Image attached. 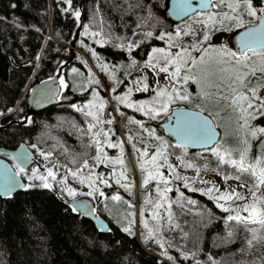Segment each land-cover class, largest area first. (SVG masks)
Listing matches in <instances>:
<instances>
[{"label": "trees", "instance_id": "16d2710c", "mask_svg": "<svg viewBox=\"0 0 264 264\" xmlns=\"http://www.w3.org/2000/svg\"><path fill=\"white\" fill-rule=\"evenodd\" d=\"M167 2L72 0L69 5L65 0H0V113H3L0 146L14 148L25 142L39 152L51 153L47 155L49 159L64 162L72 169L86 172L83 164L87 160L94 171L107 170L95 159L96 145L88 125L95 124L92 132H100L97 139L105 148L104 133L119 134L117 126L125 127L129 119L141 112L117 103L120 113L116 121L108 102L103 101L104 107L100 109L101 95L90 93L93 85L90 73L94 72L89 60L95 56L98 70L104 73L98 90L104 93L107 84L115 92L123 91L129 73L142 63L148 50L166 44L164 39H159L161 34L175 30L177 22L168 15ZM253 3L261 4L259 0ZM76 11L80 12L78 18ZM149 32L152 36L146 35ZM129 56L135 60L131 61ZM59 66L62 69L58 82L63 79L65 86L61 87L57 102L30 110L26 99L29 90L54 75ZM89 102L96 105L92 111L104 123L85 115L89 109L84 106ZM193 103L192 98L191 102L180 100L172 107L195 108L197 103ZM109 120L112 123H107ZM156 122L158 136L166 142L162 149L185 168L200 174L215 173L222 178L236 175L232 165L219 162L211 150L213 147H181L163 131L161 122ZM252 126L264 128V115L257 114ZM220 127L222 131L214 147L218 144L221 153L230 151L231 158L239 159L237 131L233 132L229 125ZM263 139L264 134L251 139L250 160L260 155ZM125 163L129 176L131 165L139 173L137 159L126 158ZM228 179L242 184V180ZM109 180L111 185L105 187V193L121 192L122 186ZM26 185L35 186L0 196V264H197L198 261L199 264H213V261L264 264V244L248 247L247 229L235 221H227L229 215L236 214L234 208L224 211L205 192L185 186L178 179L172 181L168 191H163V210L156 207L160 211L158 216L149 210L139 211L144 230L137 235L129 224L134 221L133 206L122 192L119 200L106 197L93 203L95 211L110 225L103 232L90 219L73 212L57 187L45 189L32 182ZM245 188L251 196L248 187ZM124 228L130 231L125 232ZM233 229L234 235L228 237ZM150 240L159 247L147 246Z\"/></svg>", "mask_w": 264, "mask_h": 264}, {"label": "rangeland", "instance_id": "374dc122", "mask_svg": "<svg viewBox=\"0 0 264 264\" xmlns=\"http://www.w3.org/2000/svg\"><path fill=\"white\" fill-rule=\"evenodd\" d=\"M216 4V0H213L212 7L209 10L206 11H197L188 17L180 20L177 22L175 26V30L171 32L173 36H175L176 30L182 29L184 31H188V35H183V32L181 36L178 38L176 43H178L180 46L189 47V51L191 52V55L195 57L197 60L200 59L201 55L205 56V63L203 65H199L197 68H194L192 75L198 82L194 83L192 80H189L187 83H185L182 78H178L177 80H172L169 76V73H164L159 71V67L164 66L163 61H160V64L156 68L148 67L146 66V63L149 60L150 55L152 54L153 48H164L166 50L168 49V38L167 36L164 37L165 45H155L152 46L149 50L146 56L142 59V63L138 65L135 69L132 70V72L128 75V83L125 85V89L121 92H115L110 87L105 85L104 93H102L100 90H98L97 85L102 84V80L104 79V73H101L98 70L97 63L94 62V59H97L95 56L92 59H88L90 62V65L93 66V72L90 73L92 88L90 90V93L94 94L99 97L98 95H101L102 101L108 102L110 105V108L112 110L113 118L118 121L119 118V108H117L116 104L121 103L115 99V97L120 96L123 97L128 93L129 89H132L131 95L128 98L129 102L133 104H138L142 101H151L152 98L155 96V93L160 88H167L169 91L171 88L175 87L179 89L181 92L187 90V92L191 95L193 104L197 103V100H200V102H206V104L210 105L213 104L218 109L214 108L211 113L208 111H204L213 120L214 125L219 129L220 134L222 131L221 125L230 126L231 129H233V132L236 130L237 134L240 137V146L239 150L244 147L242 144V141L246 138L248 139L249 143H251V139L255 138L250 135L246 134L245 129L241 128L240 125L244 122L241 120V112L238 110L237 106H234L231 103V96L232 93L228 89L227 84L229 82V77L231 76V73H220L218 71V68L220 67H228V65L220 64L218 65L216 61L219 59V53L215 51V49H220L222 47H226L232 51H235L239 53V50L236 49V46L234 44V35L236 32L250 24H253L257 18L260 15V12H257L256 17H251L247 15V13L244 11L243 8L239 9L240 16L243 20V26L237 28L235 26V22L225 21L223 25L221 24H215L209 26L207 29L202 23H199L198 21L202 20L207 14L209 13H217V12H229L230 15H235V13H231V10L227 8V5L223 6H213ZM254 7H257L258 9L261 7H264L263 4H254ZM218 9V10H217ZM207 31V34L209 35V40L204 41L202 44L199 42L203 40V36L205 35V32ZM170 33V32H166ZM198 45L200 48H206L209 49L207 53H201L199 51H196L192 49L191 45ZM180 49L178 47H172L170 51L174 54L175 52L179 51ZM92 55V52H88ZM87 53V54H88ZM83 56H87L84 53H82ZM250 60L248 61L249 65L255 64V66L259 67L261 60L264 59L260 56H252L251 53H249ZM129 59L135 60L134 56H129ZM153 63L155 64L156 61L154 60ZM232 64H235V61H232ZM169 72L174 70V67L172 65H168ZM95 70V71H94ZM205 72L207 73V76H205ZM94 74V75H93ZM186 74V69H182L181 71V77ZM95 76V77H94ZM224 78V82L221 83V78ZM102 78V80H101ZM61 80V78H60ZM250 82L248 84V88L256 87L257 85H264V74L257 72L255 76L249 78ZM96 81H99V83H96ZM60 83V82H59ZM146 83L148 85L147 91H137V88H142L143 84ZM208 84H220L219 88L216 87H207ZM200 90V93L198 92ZM241 91L247 92V89H240ZM207 92L208 96L204 97L201 95V93ZM258 96L264 97V87H261L260 90L257 93ZM101 97L99 100H101ZM104 97V98H103ZM199 97V99L197 98ZM224 97H228V99H225ZM180 100H175V102H179ZM104 102V103H105ZM173 103L169 105V110H171ZM258 103V101H257ZM125 104V103H123ZM126 105V104H125ZM246 106V105H245ZM199 106L195 104V108H198ZM135 109V108H132ZM251 112H253L254 115L259 114V112L256 109H250ZM264 111V110H261ZM141 112V111H140ZM166 112H160L156 119H151L149 115H145L144 112H141V114L138 117H133L132 119L128 120V123L125 127L117 126L119 130V134L114 135L111 132H107L108 136L104 139L113 144L120 145L119 147L110 148L107 146L104 148L103 145V152L107 155L109 160L116 161L119 159H123L124 165L121 166L119 163H109L108 161H105L103 164L105 168H108L107 170L102 168L100 171H94V168L91 169V166L87 167L85 171L83 170H77L72 169L69 167L68 164L64 162H60L57 160H51L48 158L47 155H41V152L37 151L33 147H31L35 152V158L32 164H30L27 168L23 169V172H20V169L18 166L14 164V162L7 157V159L11 162L12 166L14 167L15 171L20 173L22 176L24 183H39L42 182L39 179H33V169L37 170L38 175H47V169L51 168L53 172L55 173V179L53 180L51 177H49V183L52 186L57 187L60 192L64 195L67 199L72 198H88L92 200L93 203L104 201L106 197L112 198L115 195H119V193H123L124 196L130 199V204L133 206L134 209V221L132 223L130 222V226L134 227L135 234L137 235L141 230H144L142 227V223L140 222V216L139 211L141 210H149L151 211L154 216H158L160 211H156V205L159 203L160 210H163L161 207V204L163 205V196H161L160 193L157 192V188H160L161 192L164 191V189H168L171 186V183L173 180L178 179L182 183L187 184L188 186L199 189L203 192H205L207 195L212 197V194H209L207 192V189L209 188H215L219 189L218 192H215L214 195L219 196L222 192L231 191L232 189H235L236 191L243 194L244 199H233L231 201H219V203L224 204L225 208H234L240 209V213L244 216L247 215L246 212L242 210V206L246 203H249L252 200V197L247 193V190L245 187H241V183L231 180V179H225L220 176H218L215 173L211 174H200L198 171H192L187 168H185L182 164L179 163L177 159H173L172 156H168L166 151L162 149L161 140L164 141V138L161 136H158L159 132V125L157 124V120L161 122V119ZM130 117V116H128ZM133 121H139L140 123H135ZM144 121V122H143ZM163 121V120H162ZM141 124L143 127H141ZM249 127L250 128H259V127H253L252 126V119L249 118ZM149 132H154V135H150ZM260 135V133L257 134V136ZM256 136V137H257ZM129 137H131V140H129ZM156 137H159L160 139H157ZM264 141V139H263ZM217 143V142H216ZM215 143V144H216ZM135 145V148L133 147ZM215 146V145H214ZM212 146V147H214ZM145 148H147L148 156L144 157L145 160H150L151 156L156 154L157 149L160 148L162 152L167 156V164L172 166V169H174V172L172 169H170L167 165H164L163 159H160L157 161L158 164L164 165L160 167L159 171L163 173V176L168 180L167 184H164L161 180H149L148 183H144L145 177L147 175L146 169H151V165H146L145 168H140L139 173L137 174V170L135 166H130L129 171H131L130 176L129 173L127 174L126 171V163L125 160L135 158L137 159V162L140 160V151H143ZM139 149L140 151H137ZM258 156V155H256ZM255 156V157H256ZM252 160V159H251ZM248 160V163H253L254 160L251 161ZM139 164V163H138ZM140 166V165H138ZM78 176L73 177L71 175V172H77ZM124 172V176L126 179H122L120 177V173ZM136 174L138 176H136ZM27 176V177H26ZM91 176L92 181L94 182L95 191H93L92 188L88 186V180L87 178ZM30 177V178H29ZM130 177V178H128ZM179 177V178H177ZM106 180L107 183H103L102 179ZM109 178L114 182L117 183V179H120V185L122 186L120 191L112 192V193H105V187H108V185H111L109 183ZM187 178V180H185ZM30 179V180H29ZM81 179H84L85 182L81 183ZM64 180L66 185L73 188L76 191V195L69 196L67 192L64 190L65 183H61L60 181ZM124 185H127L125 187ZM92 191V195H87L88 192ZM100 192H103L104 195L101 196ZM132 196V198H131ZM218 203V202H217ZM162 212V211H161ZM151 238V237H150ZM147 246H153L154 248L159 247L154 241L150 240ZM163 254V251L162 253Z\"/></svg>", "mask_w": 264, "mask_h": 264}, {"label": "snow or ice", "instance_id": "6c2138e0", "mask_svg": "<svg viewBox=\"0 0 264 264\" xmlns=\"http://www.w3.org/2000/svg\"><path fill=\"white\" fill-rule=\"evenodd\" d=\"M66 3L71 5L72 0H65ZM201 7H208V4L211 3V0H200ZM227 5V8L231 10V13H235V15H230L229 12H217V13H209L202 20L198 21L202 23L207 29L211 25L221 24L223 25L225 21L235 22V26L237 28L243 26V20L240 16L239 9L243 8L247 15L251 17H256L257 12H260V24L255 28H251L249 31L243 33L240 37L241 47L239 53L232 51L226 47H222L220 49H215L219 53V59L216 61L218 65H228V67H220L218 71L220 73H231V76L228 78L229 82L227 84L228 89L231 91V103L234 106L238 107V110L241 112V120L244 122L240 125L241 128L245 129L246 134L252 137H256L258 133L264 134V128H250L249 127V118L255 119L256 115L250 111V109H256L260 115H264V97H260L257 95L258 91L264 85H257L256 87L248 88V84L250 82L249 78L256 75L257 72L264 74V59L261 60L259 67L253 65H249L248 61L250 60L249 53L252 56H260L264 58V7L257 8L253 5V0H216V4L213 6L219 7L223 5ZM132 7L131 5L129 6ZM184 7L190 8L191 5L188 3V0H184ZM183 10V7L182 9ZM76 17L80 16V12H75ZM188 35V31H184L182 29H177L175 36L171 33H162L159 39H164L167 36L169 44L168 49L164 48H153L152 54L149 57L146 66L156 68L159 66L160 61H163L164 66L159 67L160 72L169 73V76L172 80H177L178 78H182V80L187 83L189 80H192L194 83L198 82L190 73H192L194 68H197L199 65H203L205 63V56L201 55L200 59L197 60L195 57L191 55L189 51V47L180 46L176 41L181 36ZM147 36H152V33L149 32L146 34ZM209 40V35L207 31L203 36V40L199 43L202 44L204 41ZM178 47L180 50L175 52L174 54L170 51L172 47ZM192 49L199 51L201 53H207L209 49L200 48L198 45H191ZM156 61L154 64L153 61ZM232 61H235V64H232ZM135 63V61H133ZM168 65H172L174 70L169 72ZM106 67V66H105ZM182 69H186V74L181 77ZM75 72L76 69H73ZM205 76L207 73L205 72ZM224 82V78H221V83ZM99 83V81H96ZM61 87H64V80L60 81ZM207 87H216L219 88L220 84H208ZM240 89H247V92L241 91ZM148 85L146 83L143 84L142 88H137V91H147ZM115 91V89H113ZM132 89L128 90V93L123 96H117L115 99L121 103H125L127 107L135 108L137 111L144 112L145 115H149L151 119H156L160 112H168L169 105L173 103L175 100H182L191 102V95L187 92V90L181 92L179 89L173 87L169 91L167 88H160L156 91L155 96L151 101H142L138 104H133L129 102V97L131 95ZM95 95V94H94ZM202 96L207 97L208 93H201ZM228 99V97H224ZM258 101V103H257ZM246 105V106H245ZM76 107V106H74ZM89 109L85 115L91 116L96 120L97 123H104L101 121L96 112L92 111L96 105L92 102L84 106ZM104 102L99 101V108L103 109ZM82 111L83 109H77ZM9 112L12 109L8 110ZM3 115V113H0ZM135 123H140L139 121H133ZM28 123H31V120L28 119ZM107 123H112V121H107ZM95 127V124L88 125L89 133L93 134V142L96 145L97 156L95 159L98 163H104L108 161L109 163H119L121 166L124 165L123 159H119L116 161L109 160L106 154H103V148L101 147V141L97 139L100 136V132L93 133L92 130ZM141 127L143 125L141 124ZM150 135H154V132H149ZM179 138V144L181 147H186L189 143H202V144H211L215 142L216 133L213 125L207 120H201L198 113L195 112H186L181 116L177 117V125L173 132ZM104 136L107 138L108 133L105 132ZM160 139L159 137H156ZM131 140V137H129ZM107 146L110 148L119 147L118 144H113L107 139L105 140ZM244 147L239 150V159L231 158V152L221 153L219 150V145L213 147L212 152L217 155L219 162L221 164L228 163L235 168L236 175L234 177L225 176V179L235 178L237 180H242L241 187H248L251 192L252 200L249 203H246L242 206V210L247 213L246 216H242L240 214V209L234 210L236 212L235 215H229L227 217V221H235L237 225H243L245 229H247L249 233V238L247 240L248 247H252L255 244H264V141L260 143L261 153L260 155L253 157L254 162L248 163L249 153L251 152V144L248 139H244L242 141ZM161 145L166 146V142L161 140ZM35 147V146H33ZM135 148V145H133ZM137 151H140L137 149ZM41 155H51V153L45 154L41 152ZM148 156L147 148L143 151H140V160L138 161L141 168H145L146 165H151V169H146L147 175L145 177L144 183H148L149 180H161L164 184L168 183V180L163 176V173L159 171L160 167L167 165L170 169H172L171 165L167 164V156L164 152L161 151L160 148L157 149L156 154L151 156L150 160L143 159ZM228 157L225 160V157ZM27 154L24 155V159H27ZM163 159L164 165L158 164L157 161ZM75 162V161H73ZM187 167H192L193 165L187 164ZM19 167V166H18ZM83 167H89L88 161L85 160ZM174 172V169H172ZM20 172H23V169H20ZM19 174V173H17ZM71 175L75 178L78 176L77 172H71ZM49 177L53 180L56 178L55 173L51 168L47 169V175H38L37 170L33 169V179H39L42 183L39 185L45 189L52 188V185L49 183ZM120 177L122 179H126L124 176V172L120 173ZM179 178V177H177ZM102 179V178H101ZM88 186L95 191L94 182L92 181V177L89 176L87 178ZM187 180V178H185ZM61 183H65L64 180L60 181ZM81 183H84L85 180L81 179ZM103 183H107L106 180L102 179ZM117 183H120V179H117ZM35 185H26L24 187H34ZM127 187V185H124ZM187 186V184L185 185ZM12 185H6L5 191L7 194L11 193ZM64 190L67 192L69 196H75L76 191L67 186L65 183ZM169 189H164V191H168ZM219 189L209 188L207 192L212 194V198L215 199L217 203V207H220L224 211H229V209L224 207V204L219 203V201H231L233 199H244L242 193L232 189L231 191L222 192L219 196L214 195L215 192H218ZM157 192L163 196V192H161L160 188H157ZM92 191L88 192L87 195L91 196ZM100 195L103 196L104 193L100 192ZM113 200H119L120 197L115 195L112 197ZM179 203V201H177ZM189 203L194 204L195 201H189ZM83 206V205H81ZM159 203H157L156 207H159ZM71 210L73 212H77L78 209L76 207H72ZM169 219L171 220V213H169ZM125 232H129V228L123 229ZM234 229L228 232V237H232L234 235ZM211 259V257H209ZM199 264V261L197 262ZM213 264H216L213 261Z\"/></svg>", "mask_w": 264, "mask_h": 264}, {"label": "water", "instance_id": "95a60500", "mask_svg": "<svg viewBox=\"0 0 264 264\" xmlns=\"http://www.w3.org/2000/svg\"><path fill=\"white\" fill-rule=\"evenodd\" d=\"M261 4L264 5V0H259ZM213 0L208 4V7H201L200 0H188L191 7H184V0H168L167 2V13L172 20L178 22L189 15L197 12V11H206L209 10L212 6ZM183 7V10H181ZM260 17V15H259ZM257 18L254 24L245 26L239 29L235 34V42L237 48L240 50L241 41L240 37L243 33L249 31L251 28H255L260 24V19ZM62 66H59L57 72L49 78L43 79L37 82L32 88L29 90L27 94V104L30 110H39L51 106L57 102L59 92L61 90L60 83L58 79L61 75ZM186 112H195L199 114L201 120H207L210 122L215 130L216 137L215 142L211 144H202V143H189L187 144V148L190 149H204L210 148L215 145V143L219 140L220 131L214 125L212 118L210 115L205 113L202 110L188 107V106H174L171 108L170 112L166 119L161 121V127L163 131L168 134L175 142L179 143V138L173 134L174 129L177 125V117L183 115ZM27 154V159H24V155ZM9 157L16 166L19 168L25 169L30 164L33 163L35 158L34 150L25 142L19 144L14 148H7L4 146H0V196H8L13 194L14 192L21 190L24 188V180L22 176L17 174L11 162L7 159ZM6 185H12L11 193L7 194L5 191ZM63 201L72 207H76L78 209L77 212L81 213L86 218L90 219L94 226L99 230L106 232L109 230V223L107 220L94 209V204L92 200L88 198H72L67 199L63 198ZM83 205V206H81Z\"/></svg>", "mask_w": 264, "mask_h": 264}, {"label": "crops", "instance_id": "0c3cea01", "mask_svg": "<svg viewBox=\"0 0 264 264\" xmlns=\"http://www.w3.org/2000/svg\"><path fill=\"white\" fill-rule=\"evenodd\" d=\"M199 90V89H198ZM200 93V90L198 91ZM199 99V97H197ZM197 105L199 106L196 109L202 110V111H208L211 112L214 107H212L211 105L206 104V102H198ZM193 108V107H192ZM213 108V109H212Z\"/></svg>", "mask_w": 264, "mask_h": 264}, {"label": "flooded vegetation", "instance_id": "af4514ba", "mask_svg": "<svg viewBox=\"0 0 264 264\" xmlns=\"http://www.w3.org/2000/svg\"><path fill=\"white\" fill-rule=\"evenodd\" d=\"M260 15H261V14H260ZM255 22H256V21H255ZM255 22H254V23H255ZM254 23H253V24H254ZM250 25H251V24H250ZM234 44H235V46H236L235 35H234ZM236 49H238L237 46H236ZM238 50H239V49H238ZM165 119H166V118H165Z\"/></svg>", "mask_w": 264, "mask_h": 264}]
</instances>
